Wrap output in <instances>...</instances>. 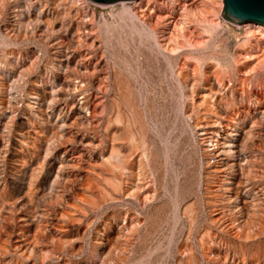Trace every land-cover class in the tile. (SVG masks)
Instances as JSON below:
<instances>
[{
    "label": "rangeland",
    "instance_id": "374dc122",
    "mask_svg": "<svg viewBox=\"0 0 264 264\" xmlns=\"http://www.w3.org/2000/svg\"><path fill=\"white\" fill-rule=\"evenodd\" d=\"M143 2L0 0V264H264V27Z\"/></svg>",
    "mask_w": 264,
    "mask_h": 264
},
{
    "label": "water",
    "instance_id": "95a60500",
    "mask_svg": "<svg viewBox=\"0 0 264 264\" xmlns=\"http://www.w3.org/2000/svg\"><path fill=\"white\" fill-rule=\"evenodd\" d=\"M95 5L135 0H87ZM222 18L230 24H257L264 27V0H223Z\"/></svg>",
    "mask_w": 264,
    "mask_h": 264
},
{
    "label": "bare ground",
    "instance_id": "6f19581e",
    "mask_svg": "<svg viewBox=\"0 0 264 264\" xmlns=\"http://www.w3.org/2000/svg\"><path fill=\"white\" fill-rule=\"evenodd\" d=\"M158 2V0H144V2L142 3V5H140V8H142L143 6H147V5H149V4H155V3H157ZM141 3V2H140ZM153 10V9H152ZM25 10H23V11H21V13H23L22 15L23 16H28L27 14H25L26 12H24ZM28 13V12H27ZM153 13V12H152ZM153 15V14H152ZM171 20V19H170ZM166 21V20H165ZM168 22H170V21H168ZM172 22V21H171ZM176 24V23H175ZM166 25H168V24H166ZM183 27V26H182ZM171 28V27H170ZM57 32H59V33H63V32H65V29L63 28V27H60L59 28V30H57ZM164 45V44H163ZM164 47V46H163ZM166 48V47H165ZM170 48H172V47H170ZM165 50V49H164ZM169 51V50H168ZM42 92V91H41ZM44 94V93H43ZM36 98V97H35Z\"/></svg>",
    "mask_w": 264,
    "mask_h": 264
}]
</instances>
